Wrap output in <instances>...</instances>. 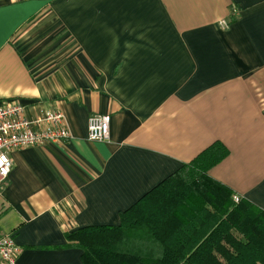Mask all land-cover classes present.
I'll list each match as a JSON object with an SVG mask.
<instances>
[{
	"label": "crops",
	"instance_id": "1",
	"mask_svg": "<svg viewBox=\"0 0 264 264\" xmlns=\"http://www.w3.org/2000/svg\"><path fill=\"white\" fill-rule=\"evenodd\" d=\"M10 99L71 132L11 154L0 234L17 264H83L67 232L119 226L218 141L229 154L211 177L264 211V0H0ZM95 114L111 116L107 141L88 139Z\"/></svg>",
	"mask_w": 264,
	"mask_h": 264
},
{
	"label": "trees",
	"instance_id": "2",
	"mask_svg": "<svg viewBox=\"0 0 264 264\" xmlns=\"http://www.w3.org/2000/svg\"><path fill=\"white\" fill-rule=\"evenodd\" d=\"M228 154L215 142L123 212L119 226L67 232L69 243L83 264H264V211L236 202L210 175Z\"/></svg>",
	"mask_w": 264,
	"mask_h": 264
},
{
	"label": "built area",
	"instance_id": "3",
	"mask_svg": "<svg viewBox=\"0 0 264 264\" xmlns=\"http://www.w3.org/2000/svg\"><path fill=\"white\" fill-rule=\"evenodd\" d=\"M233 15L239 11L233 9ZM230 21L222 20L220 26L228 28ZM110 115H91L88 121V139L93 142L107 141L110 138ZM71 138L64 115L58 111H47L29 118L26 107L15 99L0 102V185L10 175L13 167L12 152L48 142L63 143ZM234 200H240L239 195ZM21 248L13 237L0 234V264H17Z\"/></svg>",
	"mask_w": 264,
	"mask_h": 264
}]
</instances>
